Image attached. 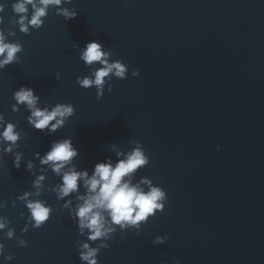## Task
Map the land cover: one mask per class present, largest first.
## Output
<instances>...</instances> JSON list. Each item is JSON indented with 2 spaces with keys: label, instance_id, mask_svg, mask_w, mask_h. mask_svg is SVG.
<instances>
[{
  "label": "water",
  "instance_id": "1",
  "mask_svg": "<svg viewBox=\"0 0 264 264\" xmlns=\"http://www.w3.org/2000/svg\"><path fill=\"white\" fill-rule=\"evenodd\" d=\"M13 2L0 0L7 4L0 27H10ZM66 6L75 7V19L66 22L50 10L40 29L26 35L17 27L9 37L23 52L21 63L0 71V112L27 133L19 149L25 161L59 138H72L75 162L89 169L115 159L112 143L124 151L132 140L143 144L150 163L139 175L161 185L168 203L141 235L129 231L117 243V233L99 264H264V0H72ZM94 39L129 68L128 78H113L112 92L106 85L99 100L94 87L77 83L90 71L79 49ZM22 85L33 88L42 105H74L54 136L32 129L23 106L11 111L12 94ZM5 160L0 201L8 204L0 215L19 237L27 209L11 201L33 190L34 177L23 164L17 170ZM57 180L49 171L45 183ZM41 198L53 206L50 220L23 234L27 247L0 241L15 253L7 264H80V237L60 211L63 202L52 192ZM164 234L170 237L165 244L151 243Z\"/></svg>",
  "mask_w": 264,
  "mask_h": 264
},
{
  "label": "clouds",
  "instance_id": "2",
  "mask_svg": "<svg viewBox=\"0 0 264 264\" xmlns=\"http://www.w3.org/2000/svg\"><path fill=\"white\" fill-rule=\"evenodd\" d=\"M71 4L72 0H14L11 4L14 16L8 22L10 27H0V71L21 63L18 54L23 52V45L9 39L16 35L14 29L18 27L19 32L26 35L31 30L40 29L50 10L66 22L75 19L78 15L75 7L66 6ZM6 7V3H0V26L5 23L2 14ZM92 35L95 36V33ZM112 56V50L105 49L95 39L79 49V59L90 71L88 75L78 76L77 83L84 89L94 87L97 100L104 96L106 85L107 91L112 92L113 78H128V66L122 59L113 60ZM131 75L138 77L139 70L133 68ZM55 78L60 79L58 74ZM12 95L15 103L11 105V111L19 112L23 106L29 113L26 116L28 125L46 136H54L75 113V107L70 102L42 105L40 96L27 85L20 86ZM26 138L27 133L19 127V121L6 120L4 113L0 112V165L7 167L5 157H10L15 169L19 170L23 164L25 171L34 177L31 184L33 190L24 191L11 201L13 208L20 201L27 209L21 236H16L10 220L0 215V241L15 239L19 247L28 246V241L22 238L23 234L29 231V227L33 230L43 227L54 211L53 206L41 198L46 192L54 193L56 201L63 202L60 211H66L76 226L80 239L75 241V245L80 264H99L101 250L111 247L109 241L116 240L117 233L120 235L117 243H121L129 231L134 230L139 236L150 219L164 212L168 203L167 192L161 185L154 184L149 176L139 175L150 163L149 154L140 141L132 140V147L127 151L112 143L110 150L115 159L108 156L89 169L80 168L75 162L79 149L74 146L71 137L53 139L47 151L43 154L37 151L33 159L25 161L24 153L19 149L20 141ZM216 149L220 151V145ZM36 161L39 162L38 169ZM49 171L58 180L46 185ZM7 204V201H0V210ZM20 216L25 217V212L22 211ZM169 238L167 234L157 235L151 243L163 245ZM0 257L7 264L15 259V253L9 252L5 243L0 242ZM162 264H168L167 260ZM174 264L181 262L176 259Z\"/></svg>",
  "mask_w": 264,
  "mask_h": 264
}]
</instances>
